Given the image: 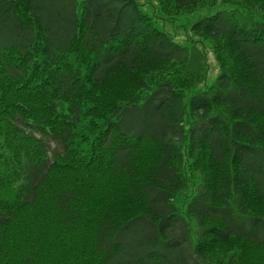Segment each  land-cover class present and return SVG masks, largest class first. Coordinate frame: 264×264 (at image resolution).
<instances>
[{
    "label": "trees",
    "instance_id": "16d2710c",
    "mask_svg": "<svg viewBox=\"0 0 264 264\" xmlns=\"http://www.w3.org/2000/svg\"><path fill=\"white\" fill-rule=\"evenodd\" d=\"M142 4L0 0V264L264 261V0H158L210 84Z\"/></svg>",
    "mask_w": 264,
    "mask_h": 264
},
{
    "label": "rangeland",
    "instance_id": "374dc122",
    "mask_svg": "<svg viewBox=\"0 0 264 264\" xmlns=\"http://www.w3.org/2000/svg\"><path fill=\"white\" fill-rule=\"evenodd\" d=\"M140 1L143 3L145 12L155 18L159 26L166 29L176 41L189 47V70L196 74L206 75V83H212L220 72L215 54L209 46L208 40L202 41L190 30L191 23L207 10L168 18L161 13L158 0ZM219 6L227 7V10L232 8L228 5ZM237 16L243 17L241 12H237ZM178 197L187 199L185 192L179 194ZM205 251L211 252L213 260L206 261L204 264H263L264 262L262 254L254 248V245L241 240H230L212 247L206 246Z\"/></svg>",
    "mask_w": 264,
    "mask_h": 264
}]
</instances>
